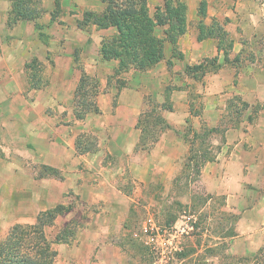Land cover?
I'll use <instances>...</instances> for the list:
<instances>
[{
  "label": "rangeland",
  "instance_id": "374dc122",
  "mask_svg": "<svg viewBox=\"0 0 264 264\" xmlns=\"http://www.w3.org/2000/svg\"><path fill=\"white\" fill-rule=\"evenodd\" d=\"M24 1H26V8L35 11L36 14L35 18L24 20V26L31 29V34L37 33L41 40V43L30 44L28 51L32 55L30 54L31 58L25 67V79L32 90L31 81L41 78L43 84L47 83V85L41 83L43 88L39 90H42L48 88L54 77L53 61L50 56L52 51H60L69 40H75V34L70 33L68 29L80 30L77 28V21L82 19L83 14L97 8L103 9L104 6L100 0H87V3L83 0H52L55 3H52V6L54 5L56 10L49 14L48 11L43 12L38 9L39 2L42 0H17L20 3ZM46 2L49 3L48 0ZM162 3L163 0H149L152 11L155 6L162 5ZM230 3L231 0H228V4ZM200 5L201 2L197 8L199 18H201ZM49 16L51 22L61 24L62 30L58 25H54V31L59 33L61 30L63 38L66 37L65 34L67 35L63 42H53L51 39L53 27H47L45 22H38V19L42 21ZM18 20L11 21V26H16ZM220 24L225 25L224 22ZM30 31L27 32L28 38L32 39ZM80 31L84 33V36H77L81 40L71 43L73 54L79 56V61L85 71L93 79L98 80L102 90L101 94L110 93L113 99H116L118 94L128 87L132 78L137 83V77H139V85L151 82L150 89L153 92L157 85H160L157 79H161L163 73L159 67H154L147 72L130 70L125 74H116L117 64L100 59L99 50L102 38L116 33L113 28L97 30L91 27L88 32ZM89 39L92 42L88 43ZM226 40V44L233 41L230 55L234 48V39L229 34ZM263 40L262 38L254 42L245 41L242 50L237 55L232 54L236 72L235 85L243 66L246 65L245 60L251 62L259 57L264 62ZM43 49L50 53L47 54L45 60L37 56L43 52ZM164 60L165 58L162 61ZM37 63H42L39 68ZM34 68L37 69L35 74L33 73ZM74 68L77 74L73 73L69 76L68 82H71V85L65 86V89L61 85L56 86L64 98L74 82L77 84L79 82L81 72L77 67L74 66ZM217 68L209 67L208 71L213 72ZM150 76L153 78L150 79ZM182 82L183 76L179 74L174 85H182ZM170 85L169 88H171ZM74 87L73 93L70 94L73 95L70 107L74 121H76L73 101L77 85ZM146 87L144 85L140 89L149 98L147 115L157 108L156 115L162 116L157 97L149 96V90ZM105 90L106 93H103ZM237 96L240 95L234 92L225 93L227 104L217 127L219 133L216 135L219 136H208L202 146V151L215 158L211 162L217 161L222 148L226 152L230 151L225 132L229 128L247 129L250 115L255 116V120L249 124L258 123L253 129L257 132L264 131V120L258 122L259 115L264 113V101L249 104V108L244 111L242 105L234 99ZM233 99L235 106L231 108L229 101ZM191 100L193 101L191 108L193 118L190 126L186 123L185 130L183 129L184 131L178 134L179 140L185 144V147L179 148V158L173 164L170 161L166 169L157 158L147 163L149 171L144 172L138 166L139 158L137 159V170H130L127 166V156L119 151L124 133L118 135L114 133L113 140L109 132L96 127L97 115L89 116L90 120L93 119V123L87 120L76 121V141L80 145L81 152H89L80 155H89L94 163L83 162L78 166L74 177L75 186H70L69 181L62 176L60 171L52 169L46 171L48 176L60 178L63 182L61 186H54L51 190L53 195L60 196L58 202L51 203L53 207L62 204L65 208L72 209V212L59 216L55 228L46 230L48 237L51 240L54 239L59 229L71 220L74 221L73 227L76 229L72 242L55 245L59 251L56 264H264V156L262 167L257 165L254 166V170L249 168L244 170L245 173H255L250 175L248 181L242 186L240 185L241 180H237L236 170L228 171L230 178L223 177L220 181L213 179L212 170H208L203 175L205 165L211 162H207L201 168H198L200 161L190 162L192 145L185 140V136L190 131L188 139L191 141L195 131L203 132L209 126L201 116L203 102L195 95L191 96ZM235 110H240L241 116L235 115ZM60 111H62L61 108L54 111L57 120L61 119L62 112ZM244 116H246L247 123ZM146 118L147 116L143 120ZM161 126L159 124L144 133V141L138 145L137 154L154 150L157 146L160 147L159 142L163 133H159L158 129ZM144 130H146L145 127ZM84 134L89 136V145L86 144L87 138L81 137ZM259 137L261 138V134L253 139L256 140ZM200 142L195 143V149ZM173 143H177V140H173ZM1 154L0 156L3 155ZM98 154L101 156H97ZM219 174L220 171L217 175ZM228 196L231 199L229 201H227ZM239 198L242 199L241 202ZM253 207L258 209L252 216L250 209ZM36 217H30L27 220L20 219L18 222L31 223ZM13 225V223L6 224L0 228V241L5 238Z\"/></svg>",
  "mask_w": 264,
  "mask_h": 264
},
{
  "label": "crops",
  "instance_id": "0c3cea01",
  "mask_svg": "<svg viewBox=\"0 0 264 264\" xmlns=\"http://www.w3.org/2000/svg\"><path fill=\"white\" fill-rule=\"evenodd\" d=\"M46 1L39 2V10L48 13L56 10V7L52 6L54 1L48 0V4ZM202 1L187 0V32L179 41V50L183 57H172L171 46L166 45L165 60L156 66L160 68L163 76L157 79L160 85H157L154 92L150 89L151 82L139 85L137 77V83L132 78L128 87L118 94L116 99H113L110 93L98 97L101 114L95 118V125L98 129L109 132L113 140L114 133L125 134L119 151L127 156V166L130 170H137L139 158L138 166L144 172L149 171L147 163L152 159L158 158L165 169L169 167L167 165L170 161L172 164L175 163L179 158V148L185 147L178 134L184 129L187 118H193L192 95L203 102L201 116L209 127L219 125L227 104L224 97L226 92L239 94L250 105L264 101V62L259 57L251 62L245 60L246 65L243 66L235 85V62L232 59V54L237 55L242 50L243 42L264 39V0H231L230 4L228 0H204L207 2L204 23L210 26L213 20L224 22L225 29L234 39V48L228 61H225L223 50H219L216 38L209 37L199 41L198 24L201 18L197 15V8ZM83 2L87 3V0ZM13 7L14 0H0V141H2L0 153L3 154L0 156V228L6 224H15L20 219L35 217L41 211L53 207L52 202L60 200V196L53 195L51 190L54 186H61L63 182L60 178L48 176L46 172L48 169L60 171L69 181V185L75 186L74 177L78 166L83 162L94 163L89 155H80L76 149L77 126L70 107L73 98L70 94L77 83L74 82L68 90L66 98L62 97L56 88L61 85L65 89V86L71 85V82H68L69 76L77 74L71 43L80 41V37L77 36L82 37L84 33L75 28L68 29L70 33L75 34V40H69L60 51L50 49L53 80L48 88L31 90L25 79V67L32 55L28 49L30 44L41 43V40L37 33L31 34V29L24 26L25 22L21 18L16 26H11ZM38 22H45L47 27H53L51 31L53 42H63L66 39L67 35L65 34L66 37L63 38L60 33L61 24L51 22L50 16L42 21L38 19ZM54 25L60 27L59 33L54 31ZM56 29L58 30V27ZM28 30L32 39L28 38ZM48 53L49 51L43 49L37 56L45 60ZM212 57H218L217 70L207 73L198 80L185 73L187 65L193 66ZM170 59L172 65L169 67L167 63ZM179 74L183 76L182 85H174ZM152 78L150 76V79ZM144 85L149 90V96L157 97L160 106L163 104L172 106L171 110H162V116L171 129L163 133L159 142L160 147L157 146L143 154L139 151L137 154L142 134L137 124L141 114L150 104L148 96L140 89ZM60 108L61 119L57 120L54 111ZM244 117L247 123L246 116ZM89 118L87 121L93 123V119ZM262 119L264 120V113L259 115L258 122ZM247 125L245 130L239 127L229 128L225 132L230 151L226 152L222 148L217 161L205 165L203 175L212 170L213 179L220 181L223 177L230 178L228 173L236 170L237 180H241L242 186L248 181L249 176L255 173H245V169L254 170V166H263L264 131L257 132L253 129L258 123ZM256 133L257 135H254ZM259 134L261 138L254 140L253 138ZM173 140H177V143H173ZM108 150L112 152L110 148ZM219 171L220 174L217 175ZM239 199L241 202L242 199ZM229 200L231 199L228 196L227 201ZM257 209V207L250 209L252 216Z\"/></svg>",
  "mask_w": 264,
  "mask_h": 264
},
{
  "label": "trees",
  "instance_id": "16d2710c",
  "mask_svg": "<svg viewBox=\"0 0 264 264\" xmlns=\"http://www.w3.org/2000/svg\"><path fill=\"white\" fill-rule=\"evenodd\" d=\"M25 2L20 3L14 0V16L11 17V21L19 18L29 20L36 17L35 11L26 8ZM100 2L104 6L103 9L97 8L93 11H86L82 19L77 21V28L87 32L91 27H95L97 30L112 28L115 30L116 33L113 35L102 38L99 55L101 60L112 61L117 64L116 74H125L130 70L147 72L156 67L165 58L167 44L172 46V57H183L179 50V41L187 32L188 4L186 0H163L162 5L154 7V11L151 10L149 0H100ZM199 13L201 16L198 27L199 41L209 37L216 38L219 50H223L225 61H228L229 53L233 47V41L226 44V37H229V32L216 20H213L212 25L209 27L204 23L203 19L207 16L206 1L201 2ZM90 42H92L91 39L88 40V43ZM73 62L74 66L81 72L74 93V116L77 122H84L90 115L101 114L98 97L101 95L102 90L98 80L93 79L85 71L77 54L74 55ZM41 64L37 65L38 68ZM167 64L170 67L172 60L170 59ZM218 66V57L206 58L199 64L187 65L185 73L198 80L211 72L208 71L209 67L217 68ZM33 71L35 74L37 69L34 68ZM31 83L33 89L43 88V86L41 87V78H36ZM42 85H47V83H42ZM103 93H106V90ZM234 99L242 105L244 111L249 108V104L243 101L240 96ZM234 99L229 101V107L231 108L235 106ZM171 109L172 106L168 104L160 106V110ZM151 112L147 115L145 111L139 118L137 128L141 129L142 132L140 142L144 141L146 131H150L151 128L159 124L162 125L158 129L159 133L171 129V126L161 115H156L157 108ZM234 112L237 116L242 114L240 110ZM145 116L147 118L143 120ZM254 120L255 116L250 115L248 117L249 123H253ZM190 123L191 118H187L189 126ZM144 127L146 130H144ZM218 133L219 129L217 127L205 128L203 132L195 131L193 140L190 141L188 139L189 131L185 136V140L192 145L189 161H200L198 168L203 167L207 162L214 161L213 156H209L208 153L202 151V146H204V141L208 136ZM81 137L83 139L87 138L86 144H90H88L89 136L87 134L81 135ZM198 141L201 142L195 149L194 145ZM79 147L80 145L76 141V149L79 154L89 153L88 151L81 152ZM198 174H200V171ZM66 212L70 213L72 209L70 207L65 208L62 204L57 205L51 209L41 211L35 221L31 223L17 222L11 226L5 238L0 241V264H56L59 251L55 248V245L72 242L76 232L73 227L74 221H69L62 229H59L52 240L48 237L46 230L55 228L59 216Z\"/></svg>",
  "mask_w": 264,
  "mask_h": 264
}]
</instances>
